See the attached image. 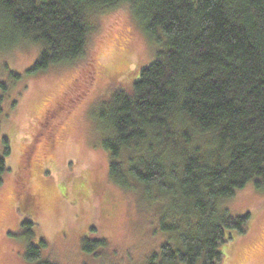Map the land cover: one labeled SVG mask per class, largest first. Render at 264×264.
Masks as SVG:
<instances>
[{"label":"trees","instance_id":"16d2710c","mask_svg":"<svg viewBox=\"0 0 264 264\" xmlns=\"http://www.w3.org/2000/svg\"><path fill=\"white\" fill-rule=\"evenodd\" d=\"M123 4L164 49L98 111L110 176L129 190L143 186L161 207L159 230L170 238L145 264H220L221 243L246 233L251 217L226 202L250 182L264 191V0H0V49L17 40L39 46L31 74L73 63L98 14ZM3 143L0 184L11 153ZM31 157L23 155L26 172ZM33 236L29 229L26 259L58 264L42 261L45 242ZM108 246L81 239L96 256Z\"/></svg>","mask_w":264,"mask_h":264},{"label":"rangeland","instance_id":"374dc122","mask_svg":"<svg viewBox=\"0 0 264 264\" xmlns=\"http://www.w3.org/2000/svg\"><path fill=\"white\" fill-rule=\"evenodd\" d=\"M151 39L123 4L98 14L84 55L73 63L31 74L39 46L17 40L1 47L0 156L5 137L11 153L0 184V264H37L26 259L29 229L33 243L45 242L42 261L58 264H145L170 238L159 230L161 207L149 202L144 187L129 190L111 178L106 123L98 115L163 51V43ZM226 207L251 217L246 233L232 231L221 243L220 264H264V191L250 182ZM87 235L107 239L108 248L98 256L84 252Z\"/></svg>","mask_w":264,"mask_h":264}]
</instances>
